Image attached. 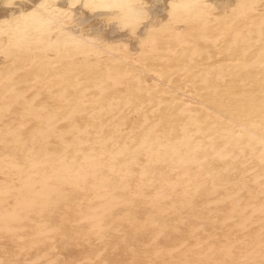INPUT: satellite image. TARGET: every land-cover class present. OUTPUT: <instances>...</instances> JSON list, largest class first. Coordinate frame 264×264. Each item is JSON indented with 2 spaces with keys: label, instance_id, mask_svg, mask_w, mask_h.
Instances as JSON below:
<instances>
[{
  "label": "bare ground",
  "instance_id": "6f19581e",
  "mask_svg": "<svg viewBox=\"0 0 264 264\" xmlns=\"http://www.w3.org/2000/svg\"><path fill=\"white\" fill-rule=\"evenodd\" d=\"M75 2L0 0V264H264V0Z\"/></svg>",
  "mask_w": 264,
  "mask_h": 264
},
{
  "label": "snow or ice",
  "instance_id": "6c2138e0",
  "mask_svg": "<svg viewBox=\"0 0 264 264\" xmlns=\"http://www.w3.org/2000/svg\"><path fill=\"white\" fill-rule=\"evenodd\" d=\"M78 5L76 4L75 0H69L67 8L59 5L58 2L54 4L44 3V2H37L34 0V6L32 8L30 16L36 17L39 16L42 10H54L56 13H59L66 19L70 18L72 15V10L76 8ZM81 7L94 10L97 8H111L113 5L109 4H97L95 2H83ZM210 5L205 4L204 7L208 8ZM122 7H129L132 9V15L137 24H143L145 28H150L152 23V16H151V8L152 5L148 2V0H141V3L138 7H133L130 5H123ZM262 113H264V109H262Z\"/></svg>",
  "mask_w": 264,
  "mask_h": 264
}]
</instances>
